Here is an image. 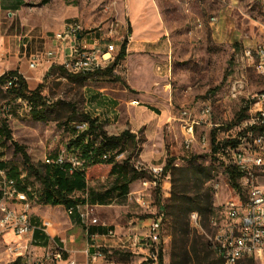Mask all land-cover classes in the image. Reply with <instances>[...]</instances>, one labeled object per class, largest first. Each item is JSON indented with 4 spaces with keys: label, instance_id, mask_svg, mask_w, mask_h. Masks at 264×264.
Returning a JSON list of instances; mask_svg holds the SVG:
<instances>
[{
    "label": "rangeland",
    "instance_id": "rangeland-1",
    "mask_svg": "<svg viewBox=\"0 0 264 264\" xmlns=\"http://www.w3.org/2000/svg\"><path fill=\"white\" fill-rule=\"evenodd\" d=\"M129 5L130 0H0V73L10 68L22 69L29 84L43 82L47 99L42 117H37L24 101L0 87V156L19 173L27 170L25 182L39 195L31 208L33 224L51 235L47 245H44L43 238L35 241L33 235L32 242L13 250L10 248L14 242L1 241L0 264H57L53 259L57 243L64 248V259L69 255L68 249L85 248L87 264H153L144 260L140 250L124 248L118 242L119 236L125 234L131 225H138L141 230L148 222L151 213L146 208L127 196L113 194L106 203L93 206V213L117 234L92 239L84 227L73 222L67 207L44 201L41 180L29 170L23 155L16 151L2 129L6 119L14 140L26 146L36 169H43L47 158H54L61 150L67 149L85 127L81 116L85 80L104 73L73 75L59 68V64L47 70L46 66L31 69L30 56L34 53L44 55L46 50L53 48L55 33L71 22H79L86 30H98L106 36L114 26L120 35L114 42L122 44L131 33ZM132 10V18L141 25L153 23L158 27L156 21L164 25L166 37L172 43L174 73L162 78L153 91L154 102L167 119L163 126L151 133L154 141L144 144L146 134L143 129L139 130L137 143L127 141L123 152L120 148L113 149V162L122 163L128 159L136 166L143 160L141 154L145 148H156V143L163 141L165 153L168 157H175L178 165L211 166L210 179L203 190V193L209 192L211 204H205L201 211L194 210L185 217L189 222L185 231L174 232L171 218L164 223L163 258L164 264H224L211 244L215 230L212 218L231 196L232 188L225 168L212 155L211 139L213 133L226 138L228 131L239 126L248 117V108L245 109L250 98L264 88L262 75L253 68L242 70L235 62L236 49L246 44L256 45L264 39V0H133ZM155 48L156 45H149L148 50ZM118 69L122 68L119 66ZM43 72L44 76L39 79ZM243 72L246 74L244 87L238 93L234 92L233 83L243 78ZM116 73H108L113 76L111 81L122 80V75ZM135 81L145 89L150 86L148 76ZM204 104L212 106L210 119L220 126L198 125L197 140L187 148L179 108L193 107L197 112ZM204 135L209 142L202 140ZM161 162L157 160L153 164ZM112 164L88 168V190L105 192L112 187L115 178ZM145 176L149 177L147 173ZM216 183L220 184L217 191ZM162 184L160 191L154 190L152 197H147V200L153 199L154 205H160L159 198L162 203L169 201L173 184L171 173L164 177ZM140 188L138 179L130 190ZM194 213L198 216L194 217ZM71 235L74 236L72 244ZM93 245L100 246L104 253V258L95 263L87 252V248ZM73 258L80 264L76 257ZM28 259L30 263H26Z\"/></svg>",
    "mask_w": 264,
    "mask_h": 264
},
{
    "label": "built area",
    "instance_id": "built-area-1",
    "mask_svg": "<svg viewBox=\"0 0 264 264\" xmlns=\"http://www.w3.org/2000/svg\"><path fill=\"white\" fill-rule=\"evenodd\" d=\"M262 32L264 34V26ZM109 33L106 36L98 30H86L79 22H71L62 31L56 32L54 37L56 40L68 42L72 52L64 54L59 62L58 48H49L44 55L31 54L29 67L36 69L47 65L49 69L59 64L66 72L73 75L94 74L113 67V72H116L122 64L120 62L114 66L121 47L119 48L115 43L118 39L114 26ZM235 62L242 70L253 68L264 77V39L256 45L246 44L236 49ZM242 77L233 83L234 92L238 93L239 89L244 87V78H246L244 72ZM17 80V76L10 78L3 88L8 89L16 85ZM19 100L24 101L29 110H33L30 101L23 98ZM179 113L183 140L187 148L197 140L198 125L207 123L215 128L220 126L212 123L210 119L212 114L210 104L202 105L198 112L190 107H184ZM83 125L85 126L83 128H86L87 122ZM202 140L209 142L205 135ZM214 144L216 149L212 153L213 156L225 170L228 167L235 168L239 172V177L238 188L231 187V196L220 205L219 212L212 218L215 229L212 247L224 264H264V88L250 98L248 117L239 126L228 131L226 138L216 135ZM53 163L68 164L69 171L73 172L82 169L85 160L77 152L63 149L56 157L45 160V164ZM135 167L145 171L149 177L139 178L141 188L136 191L130 190L127 197L146 208L151 215L145 225V232H140L138 225H131L125 234L119 236L118 242L124 248L140 250L144 254V260L158 264L165 212L160 205H154L153 199L147 200V197H152L153 191H160L163 186L162 181L166 176L165 163L153 164L140 160ZM11 168L0 165V242H14V246L10 248L13 250L33 241L36 226L33 224L31 208L39 195L25 182L27 170L14 177L11 175ZM214 187L217 191L220 184L216 183ZM88 194V189L83 192L86 199ZM67 211L70 215L79 214L86 226L87 235L92 239L117 234L115 229L110 227L105 233L90 232L93 225H106L101 223L97 216H93L92 204L89 201L71 206ZM193 216L197 217L198 213H194ZM9 233H12L17 240L6 239ZM93 247L95 250L90 251L88 247L87 252L95 263L104 258V253L100 246L93 245ZM63 250L64 248L57 243V248L53 252V259L57 264L61 262L78 264L75 258L64 259ZM26 263H30V259Z\"/></svg>",
    "mask_w": 264,
    "mask_h": 264
},
{
    "label": "trees",
    "instance_id": "trees-1",
    "mask_svg": "<svg viewBox=\"0 0 264 264\" xmlns=\"http://www.w3.org/2000/svg\"><path fill=\"white\" fill-rule=\"evenodd\" d=\"M130 31L132 29L130 28ZM128 37H126L118 54L117 61L114 66L122 62L127 54ZM53 67V66H52ZM59 68H63L61 65ZM114 68V67H113ZM113 68L101 71L108 74L113 71ZM64 69V68H63ZM17 76V84L5 89L8 94L14 98H23L30 101L33 105L34 115L42 117L41 112L47 105L46 96L43 93V82L38 83L36 87L31 88L27 78L17 69H10L3 74H0V87L9 81L10 78ZM247 108L245 111H247ZM84 122H87V127L78 132L67 149L70 152H77L84 160L85 165L82 169L69 171L68 164H44L43 169H36L32 158L28 153L26 146L14 140L12 130L10 129L6 119L3 120L2 129L7 139L11 140L16 151L20 152L26 164L29 165V170L35 172L42 182L41 196L47 204L64 205L69 208L77 204L85 203H106L107 199L113 194L118 193L119 196H127L130 191V185L139 178L146 175V172L139 170L130 163L127 159L122 163H114L112 157L113 149L120 148L121 152L125 150V143H137L138 135L130 129H125L120 134H110L105 129L104 123L97 118L91 117L85 112L81 113ZM74 120V117L71 118ZM215 138L213 133L211 144L212 153L215 151ZM75 146V147H73ZM77 147V148H76ZM80 149H79V148ZM213 155V154H212ZM196 159V157H195ZM103 163H113L112 170L115 172L114 182L111 188L105 192H98L89 189L87 199L84 196L77 195L78 192H85L88 189V168ZM4 166V162H1ZM226 172L229 177V184L232 188H238L237 179L239 172L232 167H228ZM172 174V193L167 203H162L159 198L160 206L165 212V222L172 219V228L174 232L185 231L189 226V222L185 221V217L197 210H202L203 205L211 204V196L209 192L203 193L205 183L210 179L211 166H205L197 163H191L186 166H181L176 163L175 157H168L165 162V174ZM19 171L12 167L11 175L19 176ZM190 191L192 193H190ZM186 226V227H185ZM107 226H95L90 229L91 233H104L107 231ZM35 241L44 239V245H47L50 240V235L43 233V230L36 227L34 231ZM164 253L161 248L159 255V264H164Z\"/></svg>",
    "mask_w": 264,
    "mask_h": 264
},
{
    "label": "crops",
    "instance_id": "crops-1",
    "mask_svg": "<svg viewBox=\"0 0 264 264\" xmlns=\"http://www.w3.org/2000/svg\"><path fill=\"white\" fill-rule=\"evenodd\" d=\"M132 3L133 0H130L129 15L132 31L128 36L127 54L120 65L122 69L119 71L117 68L116 70L117 76L119 74L122 75V80L119 78L117 81H111L110 78L113 76L109 74L89 76L85 80L83 86V112L104 123L105 129L108 130L110 134H120L125 129H130L132 132L137 133L139 130L143 129L147 138L144 142L145 144L154 141L151 133L158 130V127L163 126L167 122L166 115L163 111L159 112V105L154 102L155 97L153 91L157 87L156 84H158L162 78H168L173 75L174 64L172 43L170 38L166 37V29L164 28V25L157 21L156 24L159 25L158 27L154 26L153 23H144L142 25L137 23L132 18ZM117 34L116 38H119L120 35ZM52 44L54 45L53 48H58L60 51L58 62L62 60L64 54H70V52H72L68 42L55 39ZM149 45H156L157 48L150 51L148 50ZM118 47L120 48L121 44H118ZM45 66L47 70L48 67L47 65ZM10 69H7L6 71ZM6 71L1 72L0 74H3ZM19 71L27 77L25 71L22 69ZM35 76L38 77V74H35ZM43 76L44 72L38 78L41 79ZM146 76L150 79V86L145 89L140 85V82L135 81V79L140 77L144 78ZM38 83L40 82L35 81L32 85L30 82V87L34 88ZM134 101H137L138 103ZM184 107L186 106L179 108V112ZM155 146L156 148H145L141 157H143L144 161L149 163L162 160L161 164H164L168 158V154L165 153L163 141H158ZM1 162H4V166H10L2 158ZM1 162L0 165L3 166ZM135 182L136 181L133 183ZM79 193L81 192L76 194L78 195ZM91 204L93 213V206H98L100 203ZM71 216L73 222L84 227L85 232L87 233L86 226L82 222L79 214L76 213ZM146 224L147 222H145L143 228L139 230L140 232L146 231ZM95 226L99 225H93L92 227ZM13 237L14 235L9 233L6 236V239L9 240ZM102 237L105 236L103 235ZM70 242L71 244L74 242L73 235L70 237ZM93 250H95L94 247L90 248V251ZM68 252L69 255H67V258L76 257L80 264L88 263V259L84 254L85 248H71L68 249Z\"/></svg>",
    "mask_w": 264,
    "mask_h": 264
}]
</instances>
